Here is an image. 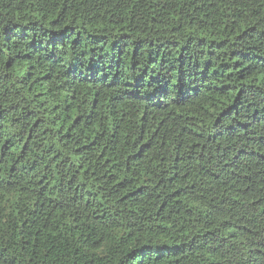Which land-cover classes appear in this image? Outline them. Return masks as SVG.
<instances>
[{"label": "trees", "instance_id": "1", "mask_svg": "<svg viewBox=\"0 0 264 264\" xmlns=\"http://www.w3.org/2000/svg\"><path fill=\"white\" fill-rule=\"evenodd\" d=\"M0 264H264V0H0Z\"/></svg>", "mask_w": 264, "mask_h": 264}]
</instances>
